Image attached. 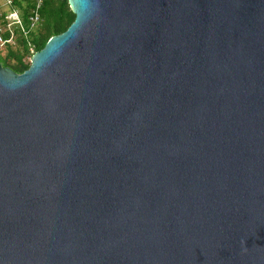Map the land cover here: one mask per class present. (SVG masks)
<instances>
[{"label": "water", "instance_id": "obj_1", "mask_svg": "<svg viewBox=\"0 0 264 264\" xmlns=\"http://www.w3.org/2000/svg\"><path fill=\"white\" fill-rule=\"evenodd\" d=\"M0 63V264H264V0H68Z\"/></svg>", "mask_w": 264, "mask_h": 264}, {"label": "trees", "instance_id": "obj_2", "mask_svg": "<svg viewBox=\"0 0 264 264\" xmlns=\"http://www.w3.org/2000/svg\"><path fill=\"white\" fill-rule=\"evenodd\" d=\"M35 4L36 0H10L5 5L10 9L7 11L0 2V27H5L8 22L5 17L13 9L19 10L24 26L22 30L18 25H12V39L0 46V63L17 73L29 67L32 51L40 50L51 36L66 30L75 17L68 0H43L37 10L40 18L37 28L28 31V18L34 12ZM2 36L4 39L9 37L6 28H3Z\"/></svg>", "mask_w": 264, "mask_h": 264}, {"label": "built area", "instance_id": "obj_3", "mask_svg": "<svg viewBox=\"0 0 264 264\" xmlns=\"http://www.w3.org/2000/svg\"><path fill=\"white\" fill-rule=\"evenodd\" d=\"M10 0H6V4H9ZM43 4V0H36V4H35V10L34 12L29 16L28 18V31L33 30L35 28H37V25L39 23V13H38V9L40 8V6ZM8 22L5 25V27H0V44L3 45L6 42H9L12 37H13V30L11 29L12 25H18L22 30H24V26L22 24V20L20 17V12L19 10L13 9L11 10L5 17ZM3 28H6L7 31H9V37L5 38L2 36V30ZM34 52L32 51L31 55ZM30 55V58H31Z\"/></svg>", "mask_w": 264, "mask_h": 264}, {"label": "rangeland", "instance_id": "obj_4", "mask_svg": "<svg viewBox=\"0 0 264 264\" xmlns=\"http://www.w3.org/2000/svg\"><path fill=\"white\" fill-rule=\"evenodd\" d=\"M0 2L3 4V8H4L5 10H7V11L10 10L8 6H5V5H6V0H0ZM0 46H2V45L0 44Z\"/></svg>", "mask_w": 264, "mask_h": 264}]
</instances>
